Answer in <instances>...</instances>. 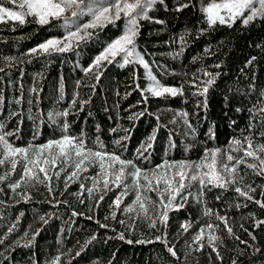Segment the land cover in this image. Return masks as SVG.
Here are the masks:
<instances>
[{
  "label": "trees",
  "instance_id": "1",
  "mask_svg": "<svg viewBox=\"0 0 264 264\" xmlns=\"http://www.w3.org/2000/svg\"><path fill=\"white\" fill-rule=\"evenodd\" d=\"M209 1L164 0L149 9L150 19L139 20L137 51L161 84L182 89L183 94L175 97L142 96L139 89L148 83L144 69L138 64L121 67L119 57V63L104 62L85 71L122 32L123 19L93 29L68 52L51 54L30 50L65 33L59 20L48 25L31 22L32 17L24 25L0 22V124L4 125L0 131L11 133L7 139L22 148L63 135L82 137L87 148L131 160L153 184V171L162 174L164 169L157 166L166 161H200L205 149L227 151L231 140L243 142L249 135L254 145L264 144L260 136L264 131V18L248 25L238 19L232 27L219 23L209 27L202 11ZM209 79L211 85L206 83ZM64 111L69 114L49 116ZM232 154L239 157L243 151ZM29 157L35 158L32 150ZM41 166H45L42 161ZM45 167L50 181L32 180L13 190L9 185L19 179L22 166L18 164L13 173L10 163L0 165V176L9 174L0 182V264H264V224H258L264 221V208L255 202H264V175L245 165L239 166L243 179L238 177L226 189L209 185L197 198L200 185L194 184L186 202L174 201L166 228L157 219L162 209L145 200V215L133 203L136 190L131 176H125L120 187L110 183V190H105L99 162L71 179L75 169L70 164L59 178L53 175L57 169ZM39 175L43 178V173ZM139 182L145 184L143 175ZM81 184L93 189L91 195ZM248 186L255 191L249 192ZM236 187L252 199L240 196ZM118 196L119 208L113 203ZM141 196L158 202L157 192L142 190ZM181 203L183 207L175 210ZM127 206L133 211H124ZM206 209L210 215H204ZM217 215L226 218L232 234ZM154 219L156 227H151ZM182 224L191 227L184 231ZM201 228L203 239L194 241ZM211 235L218 237L213 242L215 251L208 242Z\"/></svg>",
  "mask_w": 264,
  "mask_h": 264
},
{
  "label": "snow or ice",
  "instance_id": "2",
  "mask_svg": "<svg viewBox=\"0 0 264 264\" xmlns=\"http://www.w3.org/2000/svg\"><path fill=\"white\" fill-rule=\"evenodd\" d=\"M164 0H108L107 3H92V0H0V22L15 21L19 22L20 25H24L29 21L26 19L32 17L31 22H35L39 25H48L51 20L59 19L64 15L66 11L72 9V16L84 15L85 10L87 14L92 16V22L83 25V29L87 30L90 28H96L98 26L103 27L106 23H115L118 20L123 19L125 21V31L115 40L111 41L99 55L95 57L93 65L85 69L86 72H91L93 68L100 67L104 62L111 64L114 61L118 62L117 57L123 62L120 64L124 67L128 64H138L146 70V79L149 81L146 88L139 89L142 96L146 93L151 94L154 97H162L166 94L173 97L182 95V89L177 87H169L161 84L157 80L156 76L150 71L149 63L143 58V55L137 51L136 38L139 35V20L150 19L147 15L149 9L157 3H163ZM13 5L14 7H8L7 5ZM259 5V7H257ZM188 5H182L187 7ZM18 8L19 10H15ZM179 10V9H178ZM203 13L206 14V22L209 27L216 25L217 23L228 27H232L233 24L239 19L242 20L244 25H248L257 17L264 18V0H211V2L202 8ZM156 23H162V21H155ZM81 29L77 28L76 31H68L67 35L63 39L52 38L38 46V49L43 53H64L68 52L73 47V41L77 43L81 40L86 39L91 33L87 31L84 35H80ZM183 40V37H181ZM37 48L30 50L31 54H35L38 51ZM10 59V58H9ZM251 62V61H250ZM219 67V65H217ZM2 70V69H0ZM204 75L208 76L210 73L205 72ZM99 75L96 79L99 80ZM79 83V82H78ZM208 85L213 83L212 79L207 80ZM139 88V85H137ZM34 91V90H33ZM208 88L203 89L204 93H207ZM146 99V97H145ZM19 103V101H16ZM75 100L73 104H75ZM87 103V102H85ZM239 110V109H238ZM264 111V109H262ZM69 113L64 111L62 113H49L50 117L55 115L67 116ZM143 115V113H140ZM177 115L186 117L187 113H177ZM134 117H129L133 119ZM185 123L188 121L185 119ZM68 125H64L65 131ZM191 128V124H188ZM4 128L3 124H0V130ZM115 131V129H113ZM11 133L0 131V155L4 158L0 159V165L10 163L11 170L14 173L18 167V164L22 166V174L19 179L11 183L9 186L15 190L21 186V183L30 182L35 180L37 183H44L50 181L52 177L48 175V168L45 166L50 165L53 169H57L53 175L57 178L60 176V172L65 170V165H71L75 171L71 172L69 179L78 175L80 171H88L89 166L96 165L99 162L101 174L104 175V188L110 190L109 184L114 183L116 187H120L125 176H131L133 181V187L136 190V198L133 201L134 204L138 203L144 214L147 215L148 209L145 204V200L148 203L153 204L158 209H162L159 212L157 219L160 223L167 227L169 219V210L173 209L174 201L179 198L181 201L186 202L187 199L192 196L191 188L194 184L200 185V191L197 193V198L203 195L204 189L209 185L213 187L227 188L230 184H235L237 178L243 179L239 175V166L245 165L246 168L252 169L256 175H264V144L253 143L254 137L244 136L243 142H246L247 147H243V142L240 139H233L230 141L232 147L230 150L222 149H205L204 156L200 161H180L168 163L167 161L163 165L157 166V168H163L162 174H156L153 171V177L155 184L152 179L143 170L137 167L131 160H124L115 153H107L101 151H94L87 148L82 137H74L71 135H63L60 139L49 140L47 143L39 146L29 145L26 148L14 147L7 139ZM260 136L264 137V131L260 132ZM154 140L155 136L149 138ZM117 144L120 141H116ZM144 147L143 145L141 146ZM151 147V144H148ZM56 149L57 151H53ZM32 150V154L35 156L34 159L29 157V152ZM237 151H243L242 156H234L232 153ZM47 153V155H45ZM73 153L75 159L73 158ZM19 156L21 159H10L12 157ZM251 158L254 162H249ZM41 161L43 165L41 166ZM107 161V167L105 166ZM255 161H258L256 163ZM119 165L117 168L116 166ZM131 167L133 171L126 172L127 168ZM43 173V178L39 175ZM8 173L0 176V182L8 178ZM100 174H98L99 176ZM143 175L145 184H140V178ZM109 176L113 179H109ZM98 183V180L95 181ZM163 184V187H161ZM127 189V185H124ZM249 192L255 191V189L248 186ZM81 189L86 190L90 195L93 192L92 188L85 189V186L81 184ZM51 187L49 191L51 192ZM145 192H157L158 202L152 201L150 197L141 196V191ZM236 193L240 196L246 197L251 200L252 196L249 192H245L241 187L235 188ZM125 195L127 192L125 191ZM165 194H167V200H165ZM103 196L100 197L103 200ZM264 208V202L255 201ZM114 205L119 208L121 199L118 196L113 202ZM183 207V203L176 205L175 210ZM239 207V205H238ZM124 211H133L131 206L124 208ZM211 210L206 209L204 215H210ZM74 215H77L74 213ZM218 220L224 223L229 234H232L231 227L228 226L225 217L217 215ZM43 219V217L41 218ZM113 219H115V213H113ZM121 223H124L121 221ZM258 224H264V221H259ZM156 227V220L154 219L150 225ZM101 227H107L101 225ZM190 224H182L181 228L187 231L190 228ZM209 229L213 228L212 224H208ZM218 227V226H217ZM13 229H9V232ZM204 229L201 228L200 232L194 236V241H201L203 239ZM123 239V234L120 235ZM161 240V237H157ZM218 237L211 235L208 237L210 246H213L215 251L214 241ZM131 242V241H130ZM142 242V241H140ZM167 245V241H163ZM245 243L244 241H241ZM168 252L175 256L176 252L172 247H168ZM235 264V262H234Z\"/></svg>",
  "mask_w": 264,
  "mask_h": 264
},
{
  "label": "rangeland",
  "instance_id": "3",
  "mask_svg": "<svg viewBox=\"0 0 264 264\" xmlns=\"http://www.w3.org/2000/svg\"><path fill=\"white\" fill-rule=\"evenodd\" d=\"M107 2H108V0H92V3H94V4H96V3H107ZM130 2H131V0H130ZM210 2H211V0L204 7H206ZM257 7H259V5H257ZM15 10H19V9L15 8ZM205 16H206V14H205ZM92 19H93L92 16L90 14H87L86 10H85V14L84 15L72 16V9H69L68 11H66L64 13L63 16H61L59 19H57V20H59L57 22L59 24V26H60L59 28L63 29L65 31V33L62 36H56V37H53V38L63 39V37L67 35L68 31H76L77 28L81 29L80 35H84L85 31H87L88 33H91V31L93 29H95V28H90V29L84 30L83 29V25L86 24V23L92 22ZM54 20H56V19H54ZM125 27H126L125 26V21L123 20V25H122L123 30L119 34V36L123 34V32L125 31ZM119 36H117L116 38H118ZM50 39H52V38H50ZM81 41H83V40H81ZM81 41H79V42H81ZM75 44H77V42L73 41V45H75ZM37 49H38V47H37ZM144 73H145V76H146V70L145 69H144ZM148 83H149V81H148ZM148 83H147V85H148ZM232 147H234V146L232 145L231 148Z\"/></svg>",
  "mask_w": 264,
  "mask_h": 264
}]
</instances>
